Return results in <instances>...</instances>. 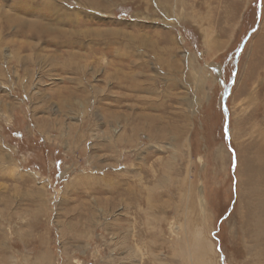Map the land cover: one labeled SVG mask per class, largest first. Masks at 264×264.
<instances>
[{"label":"rangeland","instance_id":"374dc122","mask_svg":"<svg viewBox=\"0 0 264 264\" xmlns=\"http://www.w3.org/2000/svg\"><path fill=\"white\" fill-rule=\"evenodd\" d=\"M195 233L264 264V0H0V264H196Z\"/></svg>","mask_w":264,"mask_h":264},{"label":"bare ground","instance_id":"6f19581e","mask_svg":"<svg viewBox=\"0 0 264 264\" xmlns=\"http://www.w3.org/2000/svg\"><path fill=\"white\" fill-rule=\"evenodd\" d=\"M193 237V236H192ZM191 250H188V255L195 259L196 264H210L208 258L205 259L206 254L209 253V250L212 249V245L208 240H202L198 237V233H195L194 240L192 241ZM212 262V261H211Z\"/></svg>","mask_w":264,"mask_h":264}]
</instances>
